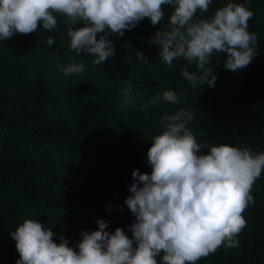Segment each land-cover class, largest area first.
I'll return each mask as SVG.
<instances>
[{"label": "trees", "instance_id": "16d2710c", "mask_svg": "<svg viewBox=\"0 0 264 264\" xmlns=\"http://www.w3.org/2000/svg\"><path fill=\"white\" fill-rule=\"evenodd\" d=\"M229 2L254 13L248 30L258 37V55L232 72L223 67L226 53L214 54L208 65L217 77L214 87H193L181 70L199 74L195 64L176 59L168 67L155 43L149 45L158 27L169 23L173 9L167 5L159 26L145 18L122 37L109 35L115 55L101 65L69 50L66 17L59 14L55 29L41 25L37 32L0 40V264L19 259L10 232L25 219L52 226L54 242L63 235L74 249L81 233L97 230L100 219L108 223L106 231L119 227L131 238L135 217L124 201L134 183L132 172L151 173L146 154L166 113L183 108L193 114L188 128L207 145L201 154L218 143L264 152V0H212L195 19L210 18ZM48 37L55 44L48 45ZM136 51L151 62L138 61ZM81 60L82 76H64L57 69ZM126 80L144 97L140 103L164 90L182 99L125 114L118 89ZM251 195L254 203L242 213L246 227L236 237L239 246H221L196 264H264V171Z\"/></svg>", "mask_w": 264, "mask_h": 264}, {"label": "clouds", "instance_id": "9594fccd", "mask_svg": "<svg viewBox=\"0 0 264 264\" xmlns=\"http://www.w3.org/2000/svg\"><path fill=\"white\" fill-rule=\"evenodd\" d=\"M212 0H0V40L14 34L37 32L42 25L48 31L57 27L54 14L66 17L69 50L95 57L101 65L115 55L109 35L122 37L145 18L159 26L164 18L163 6L173 11L165 29L148 40L159 48L158 56L168 67L176 59L195 64L182 77L191 83L214 87L216 75L208 67L214 54L226 53L223 67L232 72L246 68L258 55V37L248 30L254 13L243 4L229 2L210 18L196 20L205 13ZM82 24L81 27H74ZM99 36V38H97ZM48 45L55 44L52 37ZM55 55V53H54ZM138 61L151 62L136 51ZM64 76L84 73V62L58 64ZM118 89L119 108L147 109L158 103L179 104L182 97L164 90L148 99L134 92L131 81ZM193 114L183 108L161 116L160 134L151 139L146 163L151 173L132 172L134 183L125 198L135 217L126 234L122 228L106 231L108 223L97 220V230L82 232L76 248L51 227L38 219H25L10 232L19 259L16 264H196L215 253L221 246H239L238 234L246 227L242 213L254 203L251 195L255 181L264 171V152L254 153L227 144H215L201 154L207 145L198 143L188 124ZM123 210V209H121ZM135 245V246H134ZM157 257H161L158 261Z\"/></svg>", "mask_w": 264, "mask_h": 264}]
</instances>
